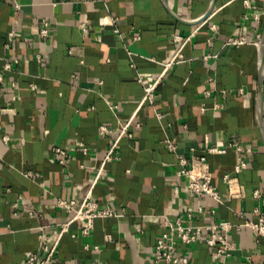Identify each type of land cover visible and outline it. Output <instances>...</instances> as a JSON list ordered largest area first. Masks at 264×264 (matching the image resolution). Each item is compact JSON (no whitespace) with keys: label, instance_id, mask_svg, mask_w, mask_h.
I'll list each match as a JSON object with an SVG mask.
<instances>
[{"label":"crops","instance_id":"0c3cea01","mask_svg":"<svg viewBox=\"0 0 264 264\" xmlns=\"http://www.w3.org/2000/svg\"><path fill=\"white\" fill-rule=\"evenodd\" d=\"M250 4L0 0V65L10 62L0 84V264H24L42 232L48 249L68 217L57 200L85 196L131 117L132 137H122L118 158L103 164L91 191L118 216L95 219L88 235L73 222L59 240L58 259L152 264L158 237L169 232L166 221L178 220L231 224L235 249L220 260L203 241L176 240L189 264H264V238L244 224L257 221L256 209L264 215V0ZM42 19L50 25L45 37ZM239 36L249 42L226 44ZM178 49L183 60L165 71L154 104L137 108L138 74L162 73ZM56 148L68 151L63 163ZM180 157L187 166L204 159L196 174H210L220 200L191 193L189 178L178 175ZM240 160L246 165L236 171ZM228 178L243 195H232Z\"/></svg>","mask_w":264,"mask_h":264},{"label":"built area","instance_id":"2783aa9c","mask_svg":"<svg viewBox=\"0 0 264 264\" xmlns=\"http://www.w3.org/2000/svg\"><path fill=\"white\" fill-rule=\"evenodd\" d=\"M244 5L247 7H251L250 0H242ZM49 22L46 19H42L40 22V30L39 34L42 37L48 35L49 32ZM13 37V32H9L7 35V43L11 41ZM182 39L181 45L188 40ZM180 39V38H179ZM249 40L245 36L239 37H230L227 39L226 44L232 45H242L248 43ZM181 49L173 55V57L164 64V71L156 76H151L149 74L139 73L138 81L142 84L143 94L141 99L137 103V108L141 107L143 104L153 105L156 101L157 97V86L164 80L165 71L170 67L172 63L183 60V57L180 53ZM70 51V49H69ZM40 54H37V59H40ZM0 84L4 81V73L10 69V62L6 59L0 65ZM146 79H149L147 81ZM110 107L113 109L116 105L111 104ZM136 111V110H135ZM135 114V112H134ZM160 118L161 115L158 114ZM131 119L129 121L122 124L118 130L117 135L113 142L109 145L105 157L102 159L101 165L97 168L93 181L91 182L89 189L85 196L79 201L73 199H58L57 205L65 210L68 213V217L65 221L59 224V231L56 236V239L53 243L48 247V249L43 251L44 243H45V233L40 234L39 239V248L36 251H31L27 253L26 258L24 260V264H95V263H87L83 261H71L69 263H63L58 259L56 255L57 246L60 238L64 233L69 231L70 225L79 221L83 224L81 229L82 235H88L91 231L93 221L97 218H110L117 217L118 213L112 209L111 207H100L98 203L93 199L91 191L97 181L101 178V170L103 164L106 161L118 158L117 150L119 147L120 140L123 136L132 137V132H129ZM107 128L105 126H100V132H107ZM7 137H3V141L6 142ZM166 145L172 149V143L170 141H166ZM231 146H235L236 150H240L242 147L236 144H229ZM79 147L82 151H86L85 145L83 143H79ZM210 152H218L223 150H218L215 147L209 148ZM54 153L57 157L58 162L63 163L65 159L68 158V151L66 149L56 148ZM179 163L181 164V168L178 171V175L187 176L190 191L194 195H206L214 198L215 200H220V196L217 190L213 187L210 182V174L205 171L204 173L198 172V166L204 165V159L202 158L198 163H193L190 166L186 165V161L184 158L179 159ZM245 162L240 160L238 165H236V171L245 167ZM231 186L232 195L241 194L243 195V191H238L234 189L235 179L228 178ZM254 197H258L259 193L257 190L253 192ZM258 213L257 221H247L244 224L250 226L255 235L259 238H264V215L261 214L257 209ZM169 232L162 234L158 237L154 247V257L152 264H189L190 258L186 254V252L181 251L176 246V240L180 243L190 246L198 241H203L207 246L212 249V254L215 259L220 260L222 258L228 257L231 252L235 249L234 243L228 237V231L231 227L229 222H221V223H209V224H182L180 221L168 222L166 221ZM106 239L110 240L111 237L106 235Z\"/></svg>","mask_w":264,"mask_h":264},{"label":"water","instance_id":"95a60500","mask_svg":"<svg viewBox=\"0 0 264 264\" xmlns=\"http://www.w3.org/2000/svg\"><path fill=\"white\" fill-rule=\"evenodd\" d=\"M261 63V65H260V70H263V67H264V55L262 54V56H261V61H260ZM260 82H262V78H261V80H260ZM259 106H260V108H261V97H259Z\"/></svg>","mask_w":264,"mask_h":264}]
</instances>
